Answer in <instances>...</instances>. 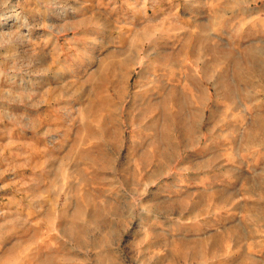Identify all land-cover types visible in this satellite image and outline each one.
Wrapping results in <instances>:
<instances>
[{"label":"rangeland","instance_id":"374dc122","mask_svg":"<svg viewBox=\"0 0 264 264\" xmlns=\"http://www.w3.org/2000/svg\"><path fill=\"white\" fill-rule=\"evenodd\" d=\"M0 264H264V0H0Z\"/></svg>","mask_w":264,"mask_h":264},{"label":"bare ground","instance_id":"6f19581e","mask_svg":"<svg viewBox=\"0 0 264 264\" xmlns=\"http://www.w3.org/2000/svg\"><path fill=\"white\" fill-rule=\"evenodd\" d=\"M144 28V27H143ZM153 30V29H152ZM203 34V33H202ZM149 35V34H148ZM193 38L194 39H196V41H200V39L199 38H201V37H196V36H191V35H189V37L186 39L187 40V42H192L193 41ZM202 40H203V38H202ZM195 41V40H194ZM162 43V42H161ZM185 43V42H184ZM202 43V42H201ZM187 45H188V43H187ZM202 45V44H201ZM200 46V45H199ZM182 48H185V47H182ZM189 49V48H188ZM183 51H184V49H182ZM122 52H124V51H122ZM121 52V53H122ZM196 52V51H195ZM125 53H126V51H125ZM118 54V53H117ZM180 54V53H179ZM110 56V55H109ZM116 56V55H115ZM118 56V55H117ZM193 56H194V53L192 52V51H188V53L186 52V56L185 57H183L184 58V63L182 64V66L184 67V68H186V69H188V67L187 66H189V65H191V63H192V59H193ZM110 57H112V55L110 56ZM244 57H246V56H244ZM125 58V57H124ZM123 58V59H124ZM148 58V57H147ZM115 59V58H114ZM180 59V58H179ZM107 60V59H106ZM166 60V59H165ZM169 60V59H168ZM168 60H167V62H168ZM181 60V59H180ZM196 60H198V59H196ZM214 60V59H213ZM126 59H124L120 64L122 65V66H125V64H126ZM151 61H153V60H151ZM173 61V60H172ZM102 62V61H101ZM106 62H108V61H106ZM188 62V63H187ZM118 63V62H117ZM154 63V62H153ZM108 64V63H107ZM171 64V63H170ZM177 64V63H176ZM129 65H130V63H129ZM128 65V66H129ZM236 65V64H235ZM115 66V65H114ZM127 66V65H126ZM175 66H177V65H175ZM204 66V65H203ZM203 66H202V68H203ZM120 67V66H119ZM100 68V67H99ZM180 68V67H179ZM178 68V69H179ZM204 68H206V67H204ZM125 69V68H124ZM190 69V68H189ZM117 70V69H116ZM119 70H122V68H120ZM154 70H155V68H154ZM175 70V69H174ZM238 70L240 71L241 70V68L239 69V66H238ZM110 71V70H109ZM205 71V70H204ZM239 71L237 72V75L239 74ZM242 71H243V69H242ZM247 71H250V68L249 69H247ZM99 72V71H98ZM116 72V71H115ZM119 72V71H118ZM117 72V73H118ZM188 72H189V70H188ZM245 72V71H244ZM187 73V72H186ZM190 73V72H189ZM98 74V73H97ZM111 74V73H110ZM191 74V73H190ZM100 75H101V73H100ZM115 75V74H114ZM113 75V76H114ZM176 75V74H175ZM213 75V74H212ZM187 76V75H186ZM96 77V76H95ZM100 77V76H99ZM193 77V76H192ZM113 78V77H112ZM95 79V78H94ZM106 79V78H105ZM115 79V78H114ZM189 79V78H188ZM112 79H110V81H111ZM173 80H175L176 81V79H173ZM186 80V79H185ZM97 81V80H96ZM106 81H108V79L106 80ZM109 81V82H110ZM100 82V81H99ZM98 82V83H99ZM103 82V81H102ZM101 82V83H102ZM112 82H114V81H112ZM111 82V83H112ZM184 82V81H183ZM115 84V83H114ZM176 84V83H175ZM183 84V83H182ZM190 85V84H189ZM177 86V85H176ZM179 86V85H178ZM181 87V86H180ZM116 88V87H115ZM179 88V87H178ZM116 90V89H115ZM120 90V89H119ZM153 90V89H152ZM118 91V90H117ZM121 91V90H120ZM150 91V90H149ZM159 91V90H158ZM178 91V90H177ZM180 91H181V88H180ZM180 91H178V92H180ZM114 92V91H113ZM151 92V91H150ZM149 92V93H150ZM163 92V91H162ZM172 92V91H171ZM183 93V97H184V101H185V105H184V107H190L191 105H195V96H194V93L192 92V90L188 87V86H185V89L183 88V91H182ZM120 93V92H119ZM167 93H168V91H167ZM146 94V93H145ZM165 95H166V93H164ZM170 94V93H169ZM172 94V93H171ZM180 94H181V92H180ZM152 95V94H151ZM164 95V96H165ZM148 96V95H147ZM146 96V97H147ZM167 96H170V95H167ZM182 96V95H181ZM172 97H173V95H172ZM178 97V96H177ZM168 98V97H167ZM179 98V97H178ZM161 99V98H160ZM148 100V99H147ZM174 100V99H173ZM181 100V99H180ZM197 100H198V98H197ZM112 102V101H111ZM153 102H155V101H153ZM158 103H159V101H157ZM168 102V101H167ZM199 102V101H198ZM97 103V102H96ZM149 103V102H148ZM164 103V100L163 101H161L159 104L161 105V104H163ZM172 103V102H171ZM174 104L176 105V107H177V110L175 111V112H172L171 113V122L174 124V126H176L178 123H181L182 121H183V114H179V111L181 112V110H184V107H182L180 104H179V102H178V99H176L175 98V102H174ZM98 105V104H97ZM154 107V106H153ZM153 107H151V105L147 108V110H145L143 113H142V110H141V113H139L136 117H135V121H138V123H142L143 121H145V120H147V121H149V123H153L154 121H155V118H154V116L152 115V112H153V110H154V108ZM100 109V108H99ZM98 110V109H97ZM158 110V109H157ZM187 110V109H186ZM100 111V110H99ZM104 111V110H103ZM185 111V110H184ZM105 113V112H104ZM103 114V113H102ZM155 115V114H154ZM103 116H105V114L103 115ZM165 116V115H164ZM106 118H107V116H106ZM105 119V118H104ZM106 120V119H105ZM157 120V119H156ZM101 121V120H100ZM99 121V122H100ZM146 121V122H147ZM167 121H169V119L167 120ZM192 121V120H191ZM145 122V123H146ZM85 124H86V122H85ZM97 124H99L98 122H97ZM105 124V123H104ZM106 125V124H105ZM102 126H104V125H102ZM108 126V125H107ZM147 126V125H146ZM146 126H143L144 128L146 127ZM150 126V125H149ZM153 126H155V125H153ZM194 126V125H193ZM105 128H106V126H104ZM101 128V127H100ZM156 128V127H155ZM190 128V127H189ZM102 129V128H101ZM104 129V128H103ZM107 129V128H106ZM159 129V128H158ZM186 129V128H185ZM150 130V129H149ZM154 130V129H153ZM104 131H108V130H105L104 129ZM147 131V130H146ZM151 131V130H150ZM160 131V130H159ZM99 133V132H98ZM118 132H116V134H117ZM147 133V132H146ZM145 133V134H146ZM194 133V132H193ZM112 134V133H111ZM150 134V133H149ZM153 134V133H152ZM157 134V133H156ZM186 134V133H185ZM97 135V134H96ZM96 135H93L94 137L96 136ZM102 135V134H101ZM103 135H105V133L103 134ZM108 135V134H107ZM106 135V136H107ZM147 135V134H146ZM112 136V135H111ZM117 136V135H116ZM115 136V137H116ZM98 137V136H97ZM108 137V136H107ZM146 137V136H145ZM78 138H80V137H77V140H78ZM112 138V137H111ZM81 139V138H80ZM96 139V138H95ZM153 139V141L151 142V143H153L152 144V146H153V149H154V151H153V154H155L154 155V157H152V158H150L151 160H150V162L152 163V162H156L155 163V165H156V170H153V172L154 171H157L162 165H163V162L164 161H166L167 159H168V157H169V154L167 153V151H166V149L165 148H163V149H159L158 148V144L157 143H154L156 140V138H152ZM184 139V138H183ZM97 140V139H96ZM162 140V139H161ZM160 140V141H161ZM99 142V143H98ZM98 145L100 144V148H102L103 146H101V145H103L104 144V142H105V140L103 139V138H101V137H99V140H98ZM188 142V141H187ZM96 143V142H95ZM94 143V145H97V143L95 144ZM108 144V143H107ZM117 146V145H116ZM115 146V147H116ZM151 146V145H150ZM96 147H98L97 149H99V146H96ZM95 147V148H96ZM114 147V148H115ZM103 149V148H102ZM101 149V150H102ZM72 150V149H71ZM82 150V149H81ZM88 150V149H87ZM98 151V150H97ZM70 152V151H69ZM100 152V151H99ZM103 152H104V150H103ZM106 152V151H105ZM151 152V151H150ZM143 153H144V151H143ZM76 154V153H75ZM101 154H102V152H101ZM100 154V155H101ZM104 154V153H103ZM86 156L87 155H90V154H85ZM91 156V155H90ZM106 156V155H105ZM104 156V157H105ZM94 157V156H93ZM96 157H99V156H96ZM94 158L93 159V161L91 162V164L92 163H94L95 165H96V163H97V158ZM101 157V156H100ZM85 158H87V157H85ZM88 158H90V157H88ZM143 158V157H142ZM141 158V159H142ZM81 159V158H80ZM107 159V158H106ZM145 159H146V157H145ZM149 160V159H148ZM109 161V160H108ZM163 161V162H162ZM88 162V161H87ZM143 162V161H142ZM85 163V162H84ZM104 163V162H103ZM147 163V162H146ZM94 164H92V167H94L95 168V166H94ZM98 164V163H97ZM110 164V163H109ZM148 164V163H147ZM100 165V164H99ZM99 165H98V168H99ZM106 165V164H105ZM108 165V164H107ZM86 166V165H85ZM89 166L91 167V165L89 164ZM102 166H103V168L102 167H100L102 170H104V168H105V166L102 164ZM114 166V165H113ZM142 166V165H141ZM152 166V165H151ZM108 167H110V165H108ZM138 166H134V168L133 169H138L137 168ZM164 167V166H163ZM97 168V169H98ZM100 168L98 169V171H100ZM107 168V167H106ZM140 168H142V167H140ZM143 168H144V166H143ZM87 169H88V167H87ZM92 169V168H91ZM124 170V169H123ZM122 170V171H123ZM129 170H130V168H129ZM92 171V170H91ZM105 171V170H104ZM103 171V172H104ZM84 172V171H83ZM102 172V171H101ZM126 173V172H125ZM128 173V172H127ZM93 174V173H92ZM123 175V174H122ZM138 175V174H137ZM130 178V177H129ZM83 180H85V179H83ZM126 180H128L127 178L125 179V176L123 175V183L126 185ZM92 181V180H91ZM95 182V181H94ZM84 184H85V182H84ZM128 186V185H127ZM87 196H85L84 198H86ZM90 197H91V195H90ZM81 198V197H80ZM79 198V199H80ZM83 198V199H84ZM87 198H89V196L87 197ZM92 198V197H91ZM85 200V199H84ZM89 200V199H88ZM87 200V201H88ZM81 202H82V200L80 201V205H81ZM85 202H86V200H85ZM88 203V202H87ZM90 203V202H89ZM80 212L81 211H79L78 210V212L73 216V221H72V226H77V223H76V220L79 218V215H80ZM68 219V218H67ZM80 219V218H79ZM230 232V231H229ZM228 232V233H229ZM230 233H232V232H230ZM236 233V232H235ZM232 234H234V233H232ZM64 235H66L69 239H71V240H73L77 245L79 244L78 243V241L77 240H75V236H76V234H74V232L72 231V233H67V232H64ZM225 235H227V234H225ZM225 235H224V237H225ZM234 236V235H233ZM232 236V237H233ZM227 237H228V239H229V237H231V235L230 236H228L227 235ZM226 238V237H225ZM227 239V240H228ZM235 239V238H234ZM212 240V239H211ZM225 240V239H224ZM213 241V240H212ZM235 241V240H234ZM233 242V241H232ZM231 242V243H232ZM202 245H203V243H202ZM227 248V247H226ZM188 255V254H187ZM213 255V254H212ZM211 255V256H212ZM185 257H187L186 255H185ZM217 257V256H216ZM214 258V257H213ZM213 260V259H212Z\"/></svg>","mask_w":264,"mask_h":264}]
</instances>
